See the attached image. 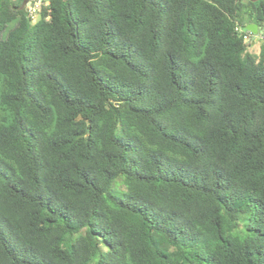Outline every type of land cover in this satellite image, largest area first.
<instances>
[{
	"label": "trees",
	"instance_id": "1",
	"mask_svg": "<svg viewBox=\"0 0 264 264\" xmlns=\"http://www.w3.org/2000/svg\"><path fill=\"white\" fill-rule=\"evenodd\" d=\"M248 23L264 0H0V264H264Z\"/></svg>",
	"mask_w": 264,
	"mask_h": 264
},
{
	"label": "built area",
	"instance_id": "2",
	"mask_svg": "<svg viewBox=\"0 0 264 264\" xmlns=\"http://www.w3.org/2000/svg\"><path fill=\"white\" fill-rule=\"evenodd\" d=\"M47 4H48V0H24L25 9L28 13V16L32 20H34L37 17L38 13L41 11V7ZM236 29L242 35L243 40L245 42H248L251 44L260 42V44L264 45V27L263 28L258 27L256 34L252 33L248 29L244 31V29L241 27H237Z\"/></svg>",
	"mask_w": 264,
	"mask_h": 264
},
{
	"label": "water",
	"instance_id": "3",
	"mask_svg": "<svg viewBox=\"0 0 264 264\" xmlns=\"http://www.w3.org/2000/svg\"><path fill=\"white\" fill-rule=\"evenodd\" d=\"M246 29L250 30L252 33L256 34L258 30V25L256 23H248ZM256 40V39H255Z\"/></svg>",
	"mask_w": 264,
	"mask_h": 264
},
{
	"label": "rangeland",
	"instance_id": "4",
	"mask_svg": "<svg viewBox=\"0 0 264 264\" xmlns=\"http://www.w3.org/2000/svg\"><path fill=\"white\" fill-rule=\"evenodd\" d=\"M259 47H260V42H257V43H255V44H253L252 45V51L254 52V53H257L258 52V50H259Z\"/></svg>",
	"mask_w": 264,
	"mask_h": 264
}]
</instances>
